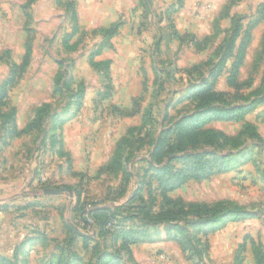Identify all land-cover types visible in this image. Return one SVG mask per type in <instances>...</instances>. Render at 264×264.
<instances>
[{"label":"rangeland","instance_id":"374dc122","mask_svg":"<svg viewBox=\"0 0 264 264\" xmlns=\"http://www.w3.org/2000/svg\"><path fill=\"white\" fill-rule=\"evenodd\" d=\"M0 264H264V0H0Z\"/></svg>","mask_w":264,"mask_h":264},{"label":"trees","instance_id":"16d2710c","mask_svg":"<svg viewBox=\"0 0 264 264\" xmlns=\"http://www.w3.org/2000/svg\"><path fill=\"white\" fill-rule=\"evenodd\" d=\"M104 34H105V37H106V38H111V37H113V36L116 34V29H115V27L111 26L110 28L105 29V30H104ZM230 118H232V116H231ZM184 180H186V179H184ZM171 188L174 189L175 186L173 185Z\"/></svg>","mask_w":264,"mask_h":264},{"label":"water","instance_id":"95a60500","mask_svg":"<svg viewBox=\"0 0 264 264\" xmlns=\"http://www.w3.org/2000/svg\"><path fill=\"white\" fill-rule=\"evenodd\" d=\"M70 227L74 230V227H72L71 225H70Z\"/></svg>","mask_w":264,"mask_h":264}]
</instances>
